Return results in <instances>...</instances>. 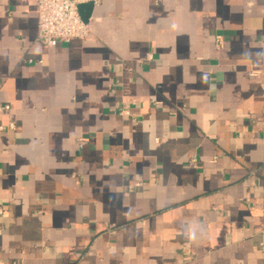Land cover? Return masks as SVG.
<instances>
[{"label":"crops","instance_id":"0c3cea01","mask_svg":"<svg viewBox=\"0 0 264 264\" xmlns=\"http://www.w3.org/2000/svg\"><path fill=\"white\" fill-rule=\"evenodd\" d=\"M38 1L0 0V264H264V0H100L56 46Z\"/></svg>","mask_w":264,"mask_h":264},{"label":"built area","instance_id":"2783aa9c","mask_svg":"<svg viewBox=\"0 0 264 264\" xmlns=\"http://www.w3.org/2000/svg\"><path fill=\"white\" fill-rule=\"evenodd\" d=\"M91 1L95 4L100 0H39L37 40L46 45L56 46L75 39L87 38L90 34V24L82 19L79 5ZM216 45L221 47L222 40L217 39ZM4 109L9 110L10 106L5 105ZM119 114L130 115V111L119 109ZM9 128L14 129L15 125L11 123ZM134 186L141 187L142 183L137 182Z\"/></svg>","mask_w":264,"mask_h":264},{"label":"water","instance_id":"95a60500","mask_svg":"<svg viewBox=\"0 0 264 264\" xmlns=\"http://www.w3.org/2000/svg\"><path fill=\"white\" fill-rule=\"evenodd\" d=\"M93 4L94 3L91 1V2H87V3H84V4L79 5V10H80L82 19L85 22H88L89 21V18H90V10H91Z\"/></svg>","mask_w":264,"mask_h":264}]
</instances>
